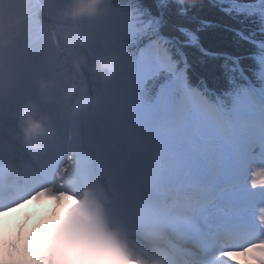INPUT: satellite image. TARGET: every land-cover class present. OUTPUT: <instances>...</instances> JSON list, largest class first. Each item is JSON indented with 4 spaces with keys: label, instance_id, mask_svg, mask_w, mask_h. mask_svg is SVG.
Instances as JSON below:
<instances>
[{
    "label": "snow or ice",
    "instance_id": "1",
    "mask_svg": "<svg viewBox=\"0 0 264 264\" xmlns=\"http://www.w3.org/2000/svg\"><path fill=\"white\" fill-rule=\"evenodd\" d=\"M144 3L150 9L149 19L141 18L139 38L130 48L126 46V52L129 58L135 55L155 67L143 84L146 95L140 91L131 93L120 83L98 86V105L85 113L76 129L88 162V175L107 183L113 214L131 227H170L175 214L193 209L201 194L193 185L190 191L179 187L170 190L163 200L156 196L143 180L145 174L154 173L152 152L159 150L165 158L173 153L182 154L192 169L199 158L220 155L237 133L239 121L227 119L209 95L212 90L203 76H198L196 84L191 82L189 73L196 70L188 62L187 53L177 50L174 55L169 50L172 35L166 30L176 25L183 32L186 26L173 20L170 12L166 23L160 25L161 12L154 0ZM253 11L264 15V0H256ZM240 91L251 95L247 87ZM234 100V109L243 107L240 97ZM239 163L257 168V175L264 173V146L259 152H240Z\"/></svg>",
    "mask_w": 264,
    "mask_h": 264
},
{
    "label": "clouds",
    "instance_id": "2",
    "mask_svg": "<svg viewBox=\"0 0 264 264\" xmlns=\"http://www.w3.org/2000/svg\"><path fill=\"white\" fill-rule=\"evenodd\" d=\"M109 0H68L62 10L64 17L77 20L92 18L107 11ZM87 35L78 28L65 29L63 40L67 45L84 43ZM82 60L73 57L71 67L81 70ZM117 68L115 55L98 57L92 70L102 77L113 76ZM41 79L42 91L51 86ZM76 89L70 86L64 92L66 103ZM95 102V97L86 95L71 104L69 111L76 113ZM20 141L33 160H38L49 148V141L56 136L47 115H38L31 101L20 108L18 119ZM51 188V193L46 189ZM67 187L61 188L55 178L31 189H20L16 199L9 204H0V264H166L159 245L160 237L153 238L157 255L146 253L133 246L127 235L119 228L108 224L100 201L91 188H83L79 195L82 201L73 218L65 220L66 210L74 201L68 196L57 201V196ZM258 242V241H257ZM261 252H250L234 257L239 264H258L255 257Z\"/></svg>",
    "mask_w": 264,
    "mask_h": 264
},
{
    "label": "bare ground",
    "instance_id": "3",
    "mask_svg": "<svg viewBox=\"0 0 264 264\" xmlns=\"http://www.w3.org/2000/svg\"><path fill=\"white\" fill-rule=\"evenodd\" d=\"M0 17L2 19L0 26L3 25L1 34L5 38L6 50L16 49L17 46H19V49L21 48L18 54L23 56L21 59L28 58L27 61L29 63L26 67L34 76L33 78H35L32 81L33 83L39 86L41 79L52 82L47 89L56 87L60 90H66L72 86L77 72L72 69L71 60L73 57L78 56L80 50H66L63 32L65 29L73 28L74 26L81 31L88 25L89 18L78 19L74 25L61 26L59 25V20L54 18L51 12L40 4L39 0H0ZM103 42L104 40L100 36L102 46ZM3 57L5 58L6 56ZM6 64H9V62L1 66H6ZM19 65L21 64L19 63ZM16 72L17 70H14L12 73L15 74ZM21 73L20 75H23ZM83 74L86 73L83 72ZM91 91V84H88L87 89L84 91L75 89V92L80 94L82 99ZM58 123V126L53 127L56 131L55 138H62L64 142L63 145L57 148L58 151H62L63 156L59 164L56 182L61 188L67 187L68 191H62L57 196V201L59 202L65 196L74 201L64 214L65 220H70L73 218L76 208L82 204L79 195L80 191L87 187L98 195L101 193L102 188L88 175V162L79 141L76 138L70 139L73 134L72 131H68L64 126V123L66 124V115L61 114L58 118ZM0 143L7 149L23 152V155L19 156L20 159H23L19 161V166L21 167L25 164L31 168L20 140L18 141L11 135L9 130L1 126ZM251 147L253 146L251 145ZM154 152L160 154L159 150H154ZM165 164L166 162L162 165ZM46 191L51 193L52 189L47 188ZM248 204L253 203L249 202ZM248 204L245 205L250 206ZM238 206L243 207V204ZM261 250L262 248L258 247L252 248V252H261Z\"/></svg>",
    "mask_w": 264,
    "mask_h": 264
},
{
    "label": "trees",
    "instance_id": "4",
    "mask_svg": "<svg viewBox=\"0 0 264 264\" xmlns=\"http://www.w3.org/2000/svg\"><path fill=\"white\" fill-rule=\"evenodd\" d=\"M233 1L154 0L155 7L161 12L160 25L166 23L167 13L170 12L173 20L186 26V31L183 32L178 31L176 25L166 30L167 34L172 35L168 47L174 55L177 50L187 53L188 62L196 70L189 73L194 84L197 83L198 76H203L209 85L218 86L224 82L226 85V78L233 73L235 58L251 77L256 75V71H250L254 67L253 55L257 52L252 39L257 38L264 43V18L259 11L242 8ZM236 1L256 3V0ZM144 2L145 0H111L113 5L128 12L135 21L136 35H130L125 27L123 30V34L129 39V47L139 38L137 29L142 27L141 18L149 19L150 9Z\"/></svg>",
    "mask_w": 264,
    "mask_h": 264
},
{
    "label": "rangeland",
    "instance_id": "5",
    "mask_svg": "<svg viewBox=\"0 0 264 264\" xmlns=\"http://www.w3.org/2000/svg\"><path fill=\"white\" fill-rule=\"evenodd\" d=\"M111 11H108V8H107V11H106V13H105V16L106 17H108V18H114V17H118V16H120L121 17V19H123V20H126V21H129L130 20V18H129V15L128 14H123L119 9H110ZM123 14V15H122ZM104 16V13H103V19H102V21H101V25L103 26V23H104V19L106 20V21H108L109 19L108 18H106ZM93 18H95V17H93ZM1 21H2V19H1V17H0V25L2 24L1 23ZM3 26V25H2ZM2 26H0V54H4V55H6V56H8V58H9V61H10V63L13 61V64L15 63L17 66L19 65V63L22 65V66H24L23 67V70H26L27 69V65H28V58H23V59H21L23 56H18L19 54H18V52L21 50V48L19 49V46H17V48L15 49H9L8 51L6 50V47H7V45H5L4 44V39L5 38H3L2 37V34H1V31H2ZM6 28V27H5ZM92 28H94V25L93 26H91L90 28H89V30L90 29H92ZM103 28L105 29V31L106 32H108V33H113L114 32V29H115V27L114 26H108V27H105V26H103ZM100 29V28H99ZM99 29H93L90 33L91 34H93V35H96V34H100V32L98 31ZM121 44H123L122 42H118V45H121ZM76 45L77 46H80V44H77L76 43ZM6 46V47H5ZM115 56H116V58L118 59V57H117V54H115ZM122 62H125V64H126V66H127V68H128V71L130 70V69H132V66H133V62H132V59L131 58H129V55L128 54H126V53H123V55H122ZM121 63V62H120ZM25 68V69H24ZM153 71H155V67L154 66H152V65H150V64H148V63H146V62H144V67H142V69H141V72H140V74L142 75V76H144V78L146 77V75H147V73H150V72H153ZM24 73H25V71H23ZM26 73H28L27 71H26ZM119 74V71L117 70V68H116V72H115V74L113 75V79L115 80V79H117L116 78V75H118ZM139 81H140V79H138ZM76 82V75H75V79H74V83ZM120 84L127 90V91H129V92H131V90L128 88V86L126 85V84H122V82H120ZM98 95L95 97V102H96V104L98 103ZM246 101V100H245ZM94 102V103H95ZM246 104H247V101H246ZM244 105H245V103H243V107H244ZM246 111H248L249 112V107H248V104H247V108L245 109ZM243 129V128H242ZM242 129H240L241 131H242ZM251 130H248V137L249 138H253V136L256 134L255 133V130L251 127L250 128ZM257 171H258V169L256 170V172H255V175L253 176V178L255 179V178H259L261 175H263L264 173H261L260 175H257ZM262 203V202H261ZM257 208L259 209V210H261L263 213H264V203H262V204H258V206H257Z\"/></svg>",
    "mask_w": 264,
    "mask_h": 264
}]
</instances>
